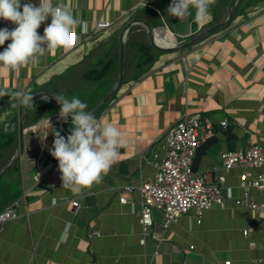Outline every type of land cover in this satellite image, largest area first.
Returning <instances> with one entry per match:
<instances>
[{
    "label": "crops",
    "instance_id": "0c3cea01",
    "mask_svg": "<svg viewBox=\"0 0 264 264\" xmlns=\"http://www.w3.org/2000/svg\"><path fill=\"white\" fill-rule=\"evenodd\" d=\"M231 1L216 0L211 18L198 24L194 9L182 19L170 16L171 0H63L86 22L74 34L75 45L15 71L0 67V88L9 92L0 97V133L18 139L13 157L0 159V172L21 153L1 179L0 211L18 201L21 216L0 226V264H264V213L236 203L246 197L242 175L248 171L253 179L256 172L222 168L226 151L264 145V0H237L229 24L183 47L227 20ZM132 20L123 35L124 44L132 41L125 47L123 85L95 115L124 133L127 144L101 183L72 192L62 187L59 171L52 173L58 161L49 153L54 136L47 121L65 138L73 127L70 116L67 122L59 118L54 95L71 99L87 88L89 55L115 36L121 58L122 30ZM99 21L114 25L98 31ZM50 23L49 18L38 33ZM141 44L149 48L147 60ZM73 76L76 80H68ZM20 90L42 95L27 112L14 96ZM185 111L212 122L214 134L198 148L194 169L214 181L225 177V202L207 209L200 223L194 209L169 226L157 213L145 236L138 214L140 186L154 178L165 154V134ZM25 118L20 152L19 126ZM16 164L19 169H13ZM249 199L261 202V190L252 187Z\"/></svg>",
    "mask_w": 264,
    "mask_h": 264
},
{
    "label": "clouds",
    "instance_id": "9594fccd",
    "mask_svg": "<svg viewBox=\"0 0 264 264\" xmlns=\"http://www.w3.org/2000/svg\"><path fill=\"white\" fill-rule=\"evenodd\" d=\"M215 3L216 0H171L167 13L182 19L191 15L194 9V20L199 24L211 18L210 8ZM49 18L51 23L40 35L37 30ZM0 19L15 25L11 30L0 28V46L11 41L0 52V67L13 71L38 57L67 47L75 41L77 28L82 29L86 24L73 15L63 0H39L38 5L31 0L23 4L21 0H0ZM6 95H9L8 90L0 88V97ZM14 96L23 106H33L30 91L20 90ZM54 98L61 106L59 118L67 122L70 116L73 125L65 138L49 119L47 121L54 136L49 153L58 161L62 187L72 192L91 188L93 184L101 183L117 162L119 150L127 144L125 134L113 124L102 118L98 120L92 112L86 111L87 104L78 97L69 99L57 94Z\"/></svg>",
    "mask_w": 264,
    "mask_h": 264
},
{
    "label": "built area",
    "instance_id": "2783aa9c",
    "mask_svg": "<svg viewBox=\"0 0 264 264\" xmlns=\"http://www.w3.org/2000/svg\"><path fill=\"white\" fill-rule=\"evenodd\" d=\"M127 15L128 13L123 15L121 20L127 18ZM113 25L114 23L109 21H99L98 31ZM4 27L11 30L15 25L0 19V28ZM221 124L226 126L227 121L224 120ZM213 134V125L208 118L188 111L182 113L168 129L164 138L165 154L156 164L154 178L140 186L141 201L138 214L145 236L151 234L157 213L164 216L165 225L169 226L170 223L178 221L181 216L194 209L200 223L207 209L225 202L223 192L225 177L219 176L214 181L207 173L194 169L198 148ZM235 166H243L256 172V177L253 179H249L248 171L242 175V186L246 190V197L237 200L236 203L264 213V145L257 142L246 150H229L223 153L222 168L229 170ZM57 172L58 165H55L52 173L57 174ZM252 187L261 190L263 195L261 202L249 199V191ZM121 200L127 201L125 197ZM73 204L76 206L79 202L75 200ZM19 207L20 203L15 201L0 211L1 227L6 221L15 220L21 216ZM225 264H231V261H226Z\"/></svg>",
    "mask_w": 264,
    "mask_h": 264
},
{
    "label": "trees",
    "instance_id": "16d2710c",
    "mask_svg": "<svg viewBox=\"0 0 264 264\" xmlns=\"http://www.w3.org/2000/svg\"><path fill=\"white\" fill-rule=\"evenodd\" d=\"M131 43L132 41L128 40L127 44L125 43V47L126 45L130 47ZM141 47L143 50L142 56L147 60L150 57L149 48L145 44H141ZM89 60L92 67L87 69V73H84L89 85H87V88L79 90L77 95L79 99L87 104L86 111L92 110L99 100L115 87L118 81L120 65L119 38L115 36L112 40L101 43L99 48L89 55ZM69 90L73 92L72 88H69ZM40 104L43 107L49 106L44 101H40ZM35 108L40 110L36 105ZM26 121L25 118L24 125ZM17 145L18 139L15 134L0 133V159L9 161L13 157ZM13 169H19V164H16ZM4 181L1 180L0 185H3Z\"/></svg>",
    "mask_w": 264,
    "mask_h": 264
},
{
    "label": "water",
    "instance_id": "95a60500",
    "mask_svg": "<svg viewBox=\"0 0 264 264\" xmlns=\"http://www.w3.org/2000/svg\"><path fill=\"white\" fill-rule=\"evenodd\" d=\"M237 0H232L230 5H229V14H228V19L220 22L212 27H210L209 29H207L204 33H202L197 39H195L194 41H191L190 43H188L187 45H184L183 47L189 46L192 43H194L195 41L209 35L211 32L216 31L217 29L226 26L227 24H229L233 18H234V12H233V7L235 5ZM135 20H132V22H130L126 27H124V29L122 30V34H121V58H120V73H119V79L117 81L116 86L114 87V89L112 91H110L103 99V101L96 107L94 108L92 112L94 115H96L97 113H99L107 104L108 102L119 92V90L121 89L123 82H124V58H125V44L123 41V35L125 33V31L127 29L130 28V26L132 25V23ZM51 97H53L50 93H45ZM42 95L41 94H37L33 97V101L37 98H40ZM58 107L60 108L61 106L58 104ZM29 110V107H25V112H27ZM23 129H24V124L23 121H21L20 126H19V132H20V152H22L23 150V146H24V138H23ZM21 157V153H19L12 161L11 163H9L6 167H4V169L0 172V180L7 174V172L12 168V166L19 161Z\"/></svg>",
    "mask_w": 264,
    "mask_h": 264
},
{
    "label": "rangeland",
    "instance_id": "374dc122",
    "mask_svg": "<svg viewBox=\"0 0 264 264\" xmlns=\"http://www.w3.org/2000/svg\"><path fill=\"white\" fill-rule=\"evenodd\" d=\"M73 74H74V73H73ZM77 77L80 78V75L78 74ZM71 79L76 80V76H75V77L73 76V77L68 78V80H71ZM82 81H83V80L80 78V80L78 81V83L81 84Z\"/></svg>",
    "mask_w": 264,
    "mask_h": 264
}]
</instances>
